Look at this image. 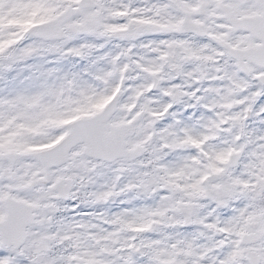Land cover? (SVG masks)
Returning <instances> with one entry per match:
<instances>
[{"label":"snow or ice","instance_id":"obj_1","mask_svg":"<svg viewBox=\"0 0 264 264\" xmlns=\"http://www.w3.org/2000/svg\"><path fill=\"white\" fill-rule=\"evenodd\" d=\"M0 264H264V0H0Z\"/></svg>","mask_w":264,"mask_h":264}]
</instances>
